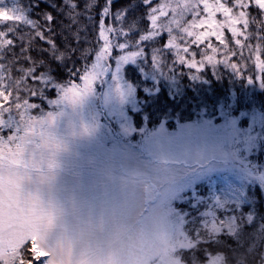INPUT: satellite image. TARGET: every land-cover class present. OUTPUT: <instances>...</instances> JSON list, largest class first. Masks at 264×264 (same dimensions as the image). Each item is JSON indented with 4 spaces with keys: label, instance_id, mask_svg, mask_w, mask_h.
Masks as SVG:
<instances>
[{
    "label": "rangeland",
    "instance_id": "rangeland-1",
    "mask_svg": "<svg viewBox=\"0 0 264 264\" xmlns=\"http://www.w3.org/2000/svg\"><path fill=\"white\" fill-rule=\"evenodd\" d=\"M121 55L97 63L79 103L53 105L51 124L43 118L16 145H0V226L17 213L14 234L0 227V243L17 249L31 237L48 264H73L76 254L80 264H183L175 251L192 243L178 204L196 197L200 182L252 183L264 197L261 112L137 129L123 69L138 56ZM2 255L7 264V248ZM202 264L225 263L212 255Z\"/></svg>",
    "mask_w": 264,
    "mask_h": 264
},
{
    "label": "snow or ice",
    "instance_id": "snow-or-ice-1",
    "mask_svg": "<svg viewBox=\"0 0 264 264\" xmlns=\"http://www.w3.org/2000/svg\"><path fill=\"white\" fill-rule=\"evenodd\" d=\"M97 5L92 27L89 16ZM139 5L144 35L137 32L133 38L131 27H117V17L109 16L112 0H61L60 11L68 23L59 29L53 28L50 11L37 20L26 15L23 0L15 6L0 0V145H16L36 121L55 120V113H43L41 105L47 99L45 90L55 87L48 73L56 62L67 64L69 80L60 85V101L52 104L65 100L76 104L92 90L97 63L108 64L117 53H128L121 60L148 56L142 45L157 38L159 51L173 52L176 61L193 72L210 67L216 74L223 65L264 87V0H139ZM131 10L141 8L133 5ZM128 11L125 8L124 16ZM133 47L136 51H131ZM16 215L13 210L0 226L8 234H14ZM34 243L31 237L17 249L0 243V264H5L6 248L7 264H48V254L36 255Z\"/></svg>",
    "mask_w": 264,
    "mask_h": 264
},
{
    "label": "trees",
    "instance_id": "trees-1",
    "mask_svg": "<svg viewBox=\"0 0 264 264\" xmlns=\"http://www.w3.org/2000/svg\"><path fill=\"white\" fill-rule=\"evenodd\" d=\"M19 2L4 0V5L15 6ZM23 5L26 15L37 20L42 13L52 12L54 29L68 23L60 11L61 0H23ZM133 5L141 11H132ZM98 8L99 5L93 7L89 16L92 27ZM125 8L129 9L127 16ZM112 9L109 16L117 17V27H131L133 38L137 32L144 35L145 19L139 0H112ZM159 44V38L146 42L142 47L148 56L141 53L134 64L123 69L139 105L137 111L130 112L135 128L145 125L153 129L162 121L168 129H173L176 121H219L221 113L236 117L242 112L259 111L264 116V87L259 82H249L223 65L217 67L216 74L210 67L193 72L177 62L173 52L159 51ZM131 51H136L135 47ZM54 67L48 75L55 87L44 92L47 99L41 105L43 113L53 109L56 87L69 80L65 62H56ZM195 194L178 204L185 212L183 229L192 243L188 249L175 251L179 260L181 257L183 264H202L209 256L220 255L225 264H260L264 251V197L260 188L245 182L226 185L209 177L198 184Z\"/></svg>",
    "mask_w": 264,
    "mask_h": 264
},
{
    "label": "clouds",
    "instance_id": "clouds-1",
    "mask_svg": "<svg viewBox=\"0 0 264 264\" xmlns=\"http://www.w3.org/2000/svg\"><path fill=\"white\" fill-rule=\"evenodd\" d=\"M84 259L81 255L76 254L73 256V264H80V261Z\"/></svg>",
    "mask_w": 264,
    "mask_h": 264
}]
</instances>
